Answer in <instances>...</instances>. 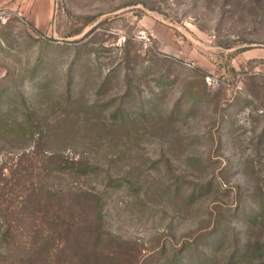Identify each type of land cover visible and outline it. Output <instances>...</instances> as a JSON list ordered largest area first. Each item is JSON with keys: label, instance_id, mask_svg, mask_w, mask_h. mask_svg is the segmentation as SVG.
I'll use <instances>...</instances> for the list:
<instances>
[{"label": "rangeland", "instance_id": "1", "mask_svg": "<svg viewBox=\"0 0 264 264\" xmlns=\"http://www.w3.org/2000/svg\"><path fill=\"white\" fill-rule=\"evenodd\" d=\"M54 1L0 20V264H264V0Z\"/></svg>", "mask_w": 264, "mask_h": 264}, {"label": "crops", "instance_id": "2", "mask_svg": "<svg viewBox=\"0 0 264 264\" xmlns=\"http://www.w3.org/2000/svg\"><path fill=\"white\" fill-rule=\"evenodd\" d=\"M54 0H0V8L21 10L37 29L48 27L53 17Z\"/></svg>", "mask_w": 264, "mask_h": 264}, {"label": "built area", "instance_id": "3", "mask_svg": "<svg viewBox=\"0 0 264 264\" xmlns=\"http://www.w3.org/2000/svg\"><path fill=\"white\" fill-rule=\"evenodd\" d=\"M10 12H11V11L8 10V9L0 8V20H5V19H7V18L9 17V15H10ZM19 15H21V13H19ZM206 81H207V83L210 84V85L219 82V80H217L216 78L210 77V76H208V77L206 78Z\"/></svg>", "mask_w": 264, "mask_h": 264}, {"label": "trees", "instance_id": "4", "mask_svg": "<svg viewBox=\"0 0 264 264\" xmlns=\"http://www.w3.org/2000/svg\"><path fill=\"white\" fill-rule=\"evenodd\" d=\"M78 164H80V163H78ZM71 227H70V225L68 226V229H70Z\"/></svg>", "mask_w": 264, "mask_h": 264}]
</instances>
